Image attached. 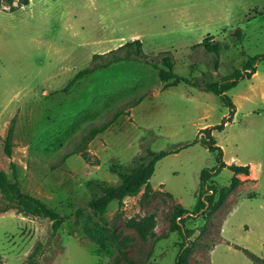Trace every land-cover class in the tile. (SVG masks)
Instances as JSON below:
<instances>
[{
    "label": "rangeland",
    "instance_id": "obj_1",
    "mask_svg": "<svg viewBox=\"0 0 264 264\" xmlns=\"http://www.w3.org/2000/svg\"><path fill=\"white\" fill-rule=\"evenodd\" d=\"M237 28L241 43L231 35ZM207 35L228 45L217 70L213 55L194 47ZM134 39L150 57L169 52L176 74L218 82L264 55V0H30L13 11L0 4V169L11 175L13 161L23 191L66 218L53 233L46 218L0 213L3 264L25 263L36 247V264H174L183 242L189 264H256L245 250L264 262V58L255 78L226 92L235 113L212 132L222 161L249 165L252 178L238 175L232 189L234 173L221 168L205 183L211 205L197 208L201 171L219 167L203 130L230 117L220 96L184 82L165 89L155 68L136 61L64 90L93 54ZM117 111L89 139V127ZM11 123L9 158L3 141ZM147 149L166 153L150 196L142 199V188L121 205L113 200L102 216L87 208L97 185H117L118 172ZM177 209L186 212L172 230Z\"/></svg>",
    "mask_w": 264,
    "mask_h": 264
},
{
    "label": "trees",
    "instance_id": "obj_2",
    "mask_svg": "<svg viewBox=\"0 0 264 264\" xmlns=\"http://www.w3.org/2000/svg\"><path fill=\"white\" fill-rule=\"evenodd\" d=\"M29 2L30 0H0V4H2L4 7H7L11 11L23 6H27ZM231 35L235 43H241L243 34L239 28L235 29V31ZM194 47L203 48L208 53H211L213 55V66L217 70L220 65V51L223 48H227L228 45H223L221 42L215 41L210 35H207L200 42L196 43ZM260 58H264V55H256L250 57L243 65L241 70H235L232 74L224 77L221 81H204L202 83H198L192 82L188 78L182 77L174 72L175 61L169 52H162L159 54V57H150L144 52L142 41L140 39H134L127 41L119 47L108 52L93 54L90 65L78 71L73 80L66 85L64 90L70 89L76 81L88 75L94 74L98 70L107 68L113 64L136 61L149 64L153 68H155L158 71L160 80L165 83V89L184 82L195 87H202L205 90L220 96L221 99L230 108V117L224 119L222 124L218 126L208 127L203 130L206 137L202 143L210 151L217 152V161L219 164V167L216 170L204 169L200 173V190L205 191L203 195L202 192L199 193V198L196 206L197 208H201L204 205H207L208 207L212 203L211 194L213 193V189L211 187L206 188L205 183L208 179H211L213 176H215L221 168L228 167L234 173V176L231 180L232 189L235 188L240 181L239 177H237L238 174H243L245 176L250 175L249 165H227L222 161V149L218 147L213 140L212 132L214 130H222L227 121L232 119L235 113V105L226 95V92L234 87L239 79L244 77L250 78L256 72L255 64ZM120 115L121 112L117 111L112 119L106 121L105 123L100 125L93 124L92 126H90L88 130L89 139L106 131ZM13 133L14 126L13 123H11L6 131V135L3 141L4 152L9 158L12 157L13 153ZM165 155L166 153L163 151L154 152L150 149H147L146 153L140 155L134 161L133 165L130 168L123 172H118L119 183L117 185H97L98 192L91 196L87 203V208L102 216L105 213L109 203L113 200H116L118 204L121 205L125 197L137 195L142 188H144L142 199L150 196L153 188L149 183V179L154 173L156 163ZM83 156L85 159L87 158V154H84ZM10 167L11 175H9L5 170L0 169V213L15 209L17 213L22 214L23 216L46 218L51 221V228L53 230V233H56L65 222V216H62L55 208H53L41 198L23 191L18 179L16 164L13 161L10 162ZM89 184H92V182H90ZM209 190H212V192L209 193ZM84 209L85 208H82L81 211ZM183 212L186 211L184 209H177L174 212V217L171 222L172 230H178L181 228L178 225L177 219L181 220V213ZM129 224L131 226L137 227V225L133 222ZM139 230L140 235L142 237H145L147 234L146 231H144L143 229ZM190 232L191 231L183 232L184 239L188 237L187 234ZM37 251L38 248L36 247L34 251L29 254L26 262L23 264H36ZM245 251L256 264H264V262L261 259L257 258L254 254L250 253L247 250ZM190 254L191 249L185 247V243L183 242L177 253L174 264H189ZM0 264H3L1 255ZM130 264L133 263L130 261Z\"/></svg>",
    "mask_w": 264,
    "mask_h": 264
},
{
    "label": "crops",
    "instance_id": "obj_3",
    "mask_svg": "<svg viewBox=\"0 0 264 264\" xmlns=\"http://www.w3.org/2000/svg\"><path fill=\"white\" fill-rule=\"evenodd\" d=\"M257 75H258V70H257V67H256V72L251 76V77H252L251 79L255 78ZM238 175H241V174H238ZM238 175H237V177H238ZM247 177H248V178H249V177L252 178V175L247 176ZM250 180H251V179H250Z\"/></svg>",
    "mask_w": 264,
    "mask_h": 264
},
{
    "label": "built area",
    "instance_id": "obj_4",
    "mask_svg": "<svg viewBox=\"0 0 264 264\" xmlns=\"http://www.w3.org/2000/svg\"><path fill=\"white\" fill-rule=\"evenodd\" d=\"M212 192V190H209V193H211Z\"/></svg>",
    "mask_w": 264,
    "mask_h": 264
}]
</instances>
